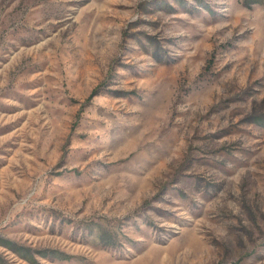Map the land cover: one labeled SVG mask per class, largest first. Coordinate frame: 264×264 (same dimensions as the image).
Segmentation results:
<instances>
[{"label": "rangeland", "instance_id": "obj_1", "mask_svg": "<svg viewBox=\"0 0 264 264\" xmlns=\"http://www.w3.org/2000/svg\"><path fill=\"white\" fill-rule=\"evenodd\" d=\"M0 264H264V0H0Z\"/></svg>", "mask_w": 264, "mask_h": 264}, {"label": "trees", "instance_id": "obj_2", "mask_svg": "<svg viewBox=\"0 0 264 264\" xmlns=\"http://www.w3.org/2000/svg\"><path fill=\"white\" fill-rule=\"evenodd\" d=\"M4 243L6 244V246H13L14 243L13 242H10V241H4Z\"/></svg>", "mask_w": 264, "mask_h": 264}]
</instances>
